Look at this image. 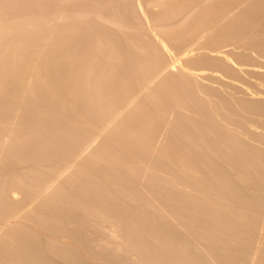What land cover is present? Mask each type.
Instances as JSON below:
<instances>
[{
	"label": "rangeland",
	"instance_id": "obj_1",
	"mask_svg": "<svg viewBox=\"0 0 264 264\" xmlns=\"http://www.w3.org/2000/svg\"><path fill=\"white\" fill-rule=\"evenodd\" d=\"M37 3H39V4H37ZM14 4L12 1H9V0H4V1L0 0V41L2 43L3 41L5 42L8 39H10L9 41L15 40L18 43V44L16 43L17 48L23 49V52H22L23 56L27 55L28 53H33V51L35 52V49L38 51L40 50L39 52L42 51V55H40V56L43 58L46 56L48 57V59L46 57V59L48 60L47 61L48 67L46 68V70L48 72L45 69L43 70V71H45V72H43L44 74L47 73L46 78L44 80L47 79L48 81L47 80L46 81L48 82V84L40 81L39 87L41 84L42 85L44 84L45 86L43 85V90H42V89H40V88H42V85L40 88L38 87V85H36L37 91L38 90H41V91L45 90L46 91V90H49L50 88H53L52 91H55V89H56L55 92H56V95L58 97H55V99H53L54 97L53 98H46L47 97L46 95H45V97H43L44 94L43 95L40 94V96L38 97V95H39L38 94V95H36L37 98H33V97H31L30 94L28 95V93L21 97V95H20L21 89L19 87H17V84H16L17 81L16 80L18 79L17 75L23 70V66H22L23 64H21L20 59L15 60L16 63L15 62L14 63L16 64V66L14 63L13 64L10 63L12 60L7 61V59L9 57H7L6 54L8 52L4 53V57H6V58H4L2 56L3 58L1 57V59H0V89H2L4 91H12L14 89L13 87H15L16 89H14L13 91L16 93V95H18V96L15 95L16 96V97H14L15 99L18 100V98L19 99L23 98L24 101L25 102L27 101L28 103L32 102V101H36V102H40V104H42V105L50 106V108L52 109L51 113H53V114H51L49 111L47 114H49L50 116L44 117L45 119H43V120H45V121L50 120L51 118H54V117L61 118L62 114H66V115H68V117H69V115L70 116L72 115V117L77 120L78 125L81 127L80 131H82V133H80V131H79L80 135H78L77 132H76L77 135L75 133H71V135L70 134L66 135V137H67L66 141L68 142V144L69 143L73 144L74 142H75V144L79 143V145H77V146H79V150L84 146L83 152H85L87 154L88 152H91L94 149V146L98 147L102 143H104V140H105L106 146H109V145L110 146H119L120 144H118V145H116V144L114 145L113 143L107 144V141L114 139L116 137H119V136H124L126 138V140H128V138L130 137L129 138L130 143L128 145L124 144V146L125 145L126 146H137V147L139 146L138 148H141L142 146H144L145 147L144 150H147V147L149 149H150V147H151V149H155L158 147V145H159V147H161L163 145L162 147H164V146L168 147L167 148L168 150L166 149L168 151V154H169V152H173L171 150H174L175 152L179 151V145H181L182 143L181 144L178 143L179 140H178V142L176 140L174 143V138H173L174 136H177V133L180 130L179 122L181 120H182L181 121L182 123L187 121L185 123H187V125H190L191 123L188 124L189 123L188 121H190V122H192V125H194V124L197 126L199 125V127H201L203 124V122L201 121L202 120L201 115L203 113L201 115H199L200 114V112H199L200 107L197 104L199 101L201 102V100H202L200 98V96H201L202 98L205 97V99H208V101L204 99L205 101L203 100V102H201L202 107L208 105V103L211 102V104L209 103L210 105H208V107H205V108H207L208 110L211 108L210 111L215 112V116H213L214 114L211 113L212 116L215 117V118H213V117L212 118H213V120L216 121V123L219 122L221 124V128L226 130V128L228 127L229 129L228 128L227 129L229 131L228 130H226V131L230 132V130H231V133L232 132L233 133L238 132L236 137L238 135L240 136V137L238 136L240 139V142L241 143L246 142L245 144H247L248 146L251 145V146H249L251 149L248 147L249 148V149L247 148L248 150L253 149V151H255V150H257V146H259V145H261V147L264 148V136H263L264 135V129H262V128H264L263 127L264 126V115H263L264 110H260L261 108L264 109V106H263L264 105V69H263L264 68V48H263L264 47V16H263L264 15V0H199V1L198 0H44V1L26 0V1H18V2L14 1ZM16 4H18V5L16 6ZM148 8H150V10ZM230 15H233V16H230ZM260 15H261V17H260ZM144 17H145V19H144ZM248 19H249V21H248ZM196 21H197V23H196ZM159 22H161V23H159ZM206 23L209 25L208 27L206 26L207 25ZM158 27L159 28L163 27L162 28L163 30H160ZM4 29H6V30H4ZM200 30H201V33H200ZM151 31H153V32H151ZM118 32H119V34H118ZM125 32H126V35H125ZM204 32H205V34H204ZM160 33H162V34H160ZM173 33H174V35H173ZM152 36H153V38H151ZM179 36H181L182 38ZM128 37L131 40L128 39ZM192 37H194V38H192ZM201 38H202V40H201ZM131 41H133V42H131ZM194 41L195 42L197 41V43H195ZM175 42H177V43H175ZM1 43H0V46L2 45ZM129 43L130 44L132 43V44L130 45ZM3 44L5 46V43H3ZM73 45H76L77 51H73L74 47H75V46L73 47ZM237 45H240V46H237ZM127 46H129L130 48ZM205 46H207V47H205ZM67 47H69V48H67ZM169 47H171V48H169ZM0 49H2V46ZM186 49H187V51H185ZM70 50L72 51L71 53H70ZM108 50L110 53L108 52ZM17 51H19V49ZM213 51H214V53H213ZM74 52L76 54H74ZM88 52H90V53H88ZM125 54H126V56H125ZM131 54H132V56H131ZM44 55H46V56H44ZM93 55H94V57L96 56L95 58L97 60L93 57ZM135 55H137V56H135ZM203 55L204 56L206 55V56L204 57ZM222 55H224V56H222ZM232 55H234V56H232ZM131 57L132 58L134 57V59H132ZM228 57H230V58H228ZM43 58H41V59H43ZM53 58H56L55 60H57L56 61L57 63H55V60ZM92 58L95 60H93ZM128 58H130V60ZM203 58H205V59H203ZM89 59H91V61L92 62L94 61V62L93 63L91 61H89V63L87 62L88 65L92 63V66L89 65L87 67V64H85V63H86V60L88 61ZM131 59H132V61H131ZM135 59H136V61H135ZM202 59L205 61V63ZM7 62H9L8 63L9 65L7 64ZM63 62H65V63H63ZM3 63H4V65H2ZM104 63H105V65H104ZM130 63H131V65H130ZM83 65H84V67H83ZM3 66H5V67H3ZM232 66H234V67H232ZM1 67H2V69H1ZM6 67H7V69H6ZM74 67H75V69H74ZM97 67H98V69H97ZM260 68H262V69H260ZM89 69L90 70L92 69V70L90 71ZM101 69H102V71H101ZM189 69H191L192 71ZM238 69H239V71H238ZM75 70L78 72H76ZM103 70H105V71H103ZM10 71L13 72V74L10 73ZM63 71L64 72L66 71L65 73H68V74L70 73V74L67 76V74L62 73ZM131 71H133V73H131ZM5 72H7L8 75ZM75 72H76V74H75ZM252 72H253V74H252ZM49 73H50V75H49ZM180 73H181V75L184 74V76H186V78L189 81L188 83H187V79L186 78L184 79V76L183 75L181 76ZM4 74H6V75H4ZM89 74H91V75H89ZM65 75H66V78L65 77L62 78V76H65ZM201 75H203V76L205 75L204 76L205 78L203 77V80L200 78V77H202ZM85 76H90L89 80H87L88 77L86 78ZM194 76L196 79L194 78ZM251 76H253V79ZM49 77H51L52 81H50L51 79ZM197 77L199 79L198 80L199 83L196 82ZM211 77H212V79H211ZM85 78H86V81H85ZM99 78H101V79H99ZM140 78H142V79H140ZM172 78H173V80H172ZM90 79H92L93 82H94V80H96V82H97L98 79L102 80L104 82L103 85L105 87L102 90L103 92L102 91L100 92L101 95H100V93H94V92L88 90L89 88H92V84H93L92 81H90ZM179 79H180V81H179ZM191 79H194V80H191ZM150 80H151V82H153V81L154 82L151 84V83H149ZM1 81H2V83H1ZM9 81L11 82L12 85H10ZM55 81H57V82H55ZM184 81L186 82V85H185ZM206 81H209V82H206ZM51 82L53 83V85H51L52 84ZM174 82H176V83H174ZM191 82H194V83H191ZM210 82H212L211 83L212 85L211 84H209V85L205 84V83H210ZM147 83H149V85H147ZM195 84H196V86H195ZM201 84H203L202 85L203 88L201 87ZM49 85L53 86V87H50ZM46 86H49V88ZM247 86H249V87L252 86V87L249 88ZM44 87H46V88L44 89ZM11 88H13V89H11ZM148 88H150V90H151L150 93L148 92V91H150V90H148ZM151 88H153V89H151ZM155 88H156V90H154ZM181 89H183L182 90L183 92L185 91L184 92L185 94L182 93ZM185 89L186 90L189 89L187 93H186ZM237 89H239V90H237ZM242 89L245 91V93ZM17 90H19L18 91L19 93L17 92ZM152 90L158 92L157 93L158 96H157V94H156L157 97L155 96L156 98L154 97L153 94H151ZM192 90H194V92L196 90V93H194V92L191 93ZM88 91H89V93H88ZM154 91H153V93L155 94L156 92H154ZM176 91H177V93L179 92V94H178L179 97L177 96L179 99H180V94L183 96V97L181 96L183 98V101L181 99L178 100L175 97ZM226 91L227 92L229 91V92L227 93ZM248 91H250V92H248ZM0 92H2V91L0 90ZM126 92H127V95H126ZM168 93L170 95H172V94H175V95L170 97V95ZM132 94H134V95H132ZM150 94L155 99H152ZM189 94L191 95L190 97L193 100L197 101L196 102L197 105L194 102L192 103L193 100L189 101L190 103L188 101L185 102L186 99L190 100V98H187L188 97L187 95H189ZM232 94L234 96H232ZM237 94H239V95H237ZM242 94H244V95H242ZM245 94H247V95H245ZM103 95L105 98H103ZM196 95L198 98L194 99V98H196ZM206 95H207V97H206ZM2 96L3 97H0V117L7 115V116H9L8 119L15 121V122L11 123L10 125L14 127V128L11 127L13 132H15V130H18L19 133H17L18 134V136H17L15 134H13V132H9L10 129L5 128L7 126L0 124V156H1L0 157V167H2L1 168L2 172L0 170V172H1L0 174H3V172L8 173L14 167L18 168L19 166L20 167L25 166V164L33 161V160L29 161V158H31L32 156L28 152L25 151L27 149H23V147H25V146L26 147L28 146V148H29V146H30L29 143H31L32 139L34 141V143H32V144L40 145V140L47 138L49 136L50 137L48 139L53 137V135H51L47 131L46 128H39L40 129L39 132L28 133V131H30V129H28V128L24 129L23 126L21 125V122L23 121L24 117H27V115H28V114L26 115L27 109L24 110L23 109L24 107H22V106L20 107L19 106L20 102L17 103V105H16V102L13 103V105H14V108H13V105H11L10 103L8 104V102L6 100V99H9L8 101H10L11 96L10 97H8V96L6 97V95H2ZM164 96H168V98L167 97L165 98ZM241 96H242V98H241ZM244 96H245V98L247 97L246 98L247 100L245 98H243ZM115 97H117V98H115ZM235 97L238 100L241 98V101L243 100L242 103H241V101H237L235 99ZM1 98L5 101H3ZM173 98H175V99H173ZM184 98H185V100H184ZM223 99L224 100L227 99V101H224ZM251 99H253L256 103L254 104L253 103L254 101ZM220 100L222 101V104H221ZM153 101H155V102H153ZM230 101H231V104H230ZM234 101H236V103ZM136 102H137V104H136ZM200 102H199V104H200ZM225 102H227V103H225ZM246 102L247 103L249 102L250 105H249V103L247 105ZM164 103H165V105H164ZM243 103L245 106L243 105ZM252 103L254 104L253 106H252ZM157 105H159L161 108L160 113L156 112V111H159L158 110L159 107H158V109L157 108L155 109V107H157ZM224 106H225V108H223ZM260 106H261V108H260ZM162 107H163V110H162ZM190 107H191V109H189ZM197 107L199 109H197ZM230 107H232V108H230ZM233 107H235V108H233ZM237 107H239V108H237ZM226 108H229V109H227V112L225 110ZM55 109H57V112H54ZM63 109H64V112H63ZM186 109H188V110H186ZM221 109H222V111L224 110L223 113H222V111L220 112ZM233 109H235V111H233ZM255 109H257L258 111ZM154 110H155V112H154ZM202 110H204V109L202 108ZM162 111H163V113H162ZM201 112H204V111H201ZM255 112H256V115H255ZM176 114H177V117H176ZM179 114H180V116H179ZM211 114L209 113L210 116H211ZM220 114H222V115H220ZM112 115H114L113 116L114 120L112 119ZM122 115H124V116H122ZM172 115L173 116L175 115L174 118H172L173 117ZM183 115L187 116V117H184ZM178 116L181 117L182 119H180ZM188 116H190L189 118H192L193 121H192V119L188 120L187 119ZM253 116L255 117V121H253L254 120ZM229 117H230V119H229ZM237 117H238V119H236ZM163 118H165L166 120ZM177 118H178V120H177ZM216 118H219V119L216 120ZM222 118H224V119H222ZM261 118L263 119V122L261 121L262 120ZM161 119L163 120V122ZM195 119H198V120L195 121ZM231 119L236 125L231 121ZM242 119L243 120L245 119V120L243 121ZM256 119H257V121H256ZM241 120H242V122H241ZM222 121H224V122L226 121V124ZM146 122H148V123L146 124ZM227 122H230V124H232V125L227 124ZM239 122H240V124H239ZM120 123H121V125H120ZM166 123L169 126H167ZM249 123H250V125H249ZM261 123H263V124H261ZM149 124H151V125H149ZM220 124H218V125L220 126ZM245 124H247L248 126L245 127L246 126ZM182 125H183L182 127H184V124H182ZM241 125L242 126L245 125V126L241 127ZM231 126H234V127H231ZM94 127H96V128H94ZM126 127H128L130 130L132 129V131H134V132L130 131ZM137 127H139V128H137ZM151 127H152V129H151ZM178 127H179V130H177ZM182 127H181V130H182ZM190 127H191V125L188 128H190ZM238 127H241L243 129L238 128ZM161 128H163V129H161ZM169 128H170V130H169ZM188 128L186 127L185 129H188ZM230 128H232V129H230ZM247 128H248V130H246ZM150 129H151V131H150ZM185 129H184V131H185ZM101 130H103V131L101 132ZM147 130H149V131H147ZM157 130H159V131H157ZM251 130H253V131H251ZM260 130H262V131H260ZM23 131H26L27 134L22 136L21 132H23ZM93 131H96L97 133L93 132ZM142 131L143 132L145 131V132L142 133ZM162 131H163V133H162ZM166 131L168 134L166 133ZM189 131L193 132V130H189ZM189 131H187V132H189ZM243 131H246V134ZM247 131H248V133H247ZM175 132H176V135H175ZM195 132L196 131L194 130V132L191 134H195ZM241 132H243V133H241ZM255 132L258 135L255 136V134H254ZM257 132H259V133H257ZM134 133H136V134H134ZM171 133H172V136L170 135ZM173 133H174V136H173ZM183 133L185 135L181 134V132L178 133V136L175 137V139L181 138V140H184L183 138H185V136H187L186 135L187 133H185V132H183ZM252 133H253V135H252ZM261 133H263V135ZM81 134H82V138H81ZM83 134H84V136H83ZM111 134H113V135H111ZM180 134L183 135V137ZM205 135L208 136V133H205L203 136H205ZM88 136L92 137V138L89 139ZM153 136L157 139H154ZM163 136H165V137L163 138ZM191 136L192 137H189V138H191L193 140L191 142L192 145H194V143L197 144L196 140H194V138H193L196 135H194V136L191 135ZM258 136H259V139H258ZM98 137H100V138H98ZM209 137L210 136H208V138ZM14 138H16V139H14ZM137 138L140 139L141 142ZM187 138H188V136H187ZM241 138H243V139H241ZM12 139H13V141H12ZM36 140H39V142H36ZM54 140H57V139H54ZM131 140H133V141H131ZM14 141H15V143H13ZM144 141H145V143H146V141H149V142L151 141L150 142L151 145L149 146V143H147V145H145ZM247 141H249V142L247 143ZM154 142L156 143V145L153 146L152 143L155 144ZM251 142H252V144H249ZM135 143H138V144H135ZM142 143H144V144H142ZM176 143L178 145H176ZM12 144H14V146L18 147V148L22 147L21 149H23L25 152H22V153H21V151L9 152L7 149L10 146H13ZM72 144H71V146L74 145V144L73 145ZM173 144H174V146H173ZM199 144H202V143H199ZM81 145H83V146L81 147ZM85 145H86V147H85ZM121 145L123 146V144H121ZM168 145H170V146H168ZM192 145H190V146H192ZM46 146H50V144H48ZM88 146H89V149L87 148ZM101 146H105V144L104 145L102 144ZM175 146L176 147L178 146V148H175ZM36 147L42 148L40 146H36ZM226 147L227 146H225V147L221 146V148H216V151L222 150L225 152V150H227ZM259 147H258V151L263 150L262 153L264 154V149L263 148L260 149L261 147L260 148ZM85 148L88 149V151H86ZM223 148H224V150H223ZM158 149H160V148H158ZM75 150H77V149H75ZM112 150H113V148H112ZM142 150H143V148H142ZM115 151L117 152L118 150H115ZM120 151L121 150H119L118 152L121 153ZM125 151L126 150L123 151L124 152L123 154H125ZM214 151H215V149H214ZM228 151L229 150H227V152ZM79 152H81V151H79ZM77 154H81V153H77ZM206 155H207V153H206ZM213 156H214V159H216L215 155H213ZM213 156L211 155V157H213ZM68 158H70V156ZM101 162L105 163L106 161L101 160ZM22 164H24V165H22ZM136 167L132 168L131 171L128 168L127 172H130V174L132 173L131 175H133L134 173H137V175L136 174L135 175L141 177V178L137 177V179L138 178L142 179V180L144 179V181L148 180L149 175L147 176V172H146L147 170L146 171L144 170L145 167L140 166L141 168H143V171H145V172H143V177L141 176L142 169L139 167L141 169V171H140V169L138 167H137L138 168L137 169ZM10 168H12V169H10ZM138 170L141 172V174L138 173L139 172ZM128 175H129V173H128ZM193 175H194V173H193ZM194 176H196L197 179H199L197 175H194ZM188 178L189 177H187L186 179H188ZM191 178L192 177H190V179ZM50 180L52 181V179H50ZM142 180H140V181H142ZM182 180H184V179H182ZM182 180L181 179L175 180L176 182L173 185L178 184L179 182L177 183V181H180L181 184H183L184 182L182 183ZM189 181L194 182V179H191ZM189 183L190 182H188V185L190 186L191 183L190 184ZM11 184H14L16 186L17 183L16 182L10 183V184L8 183L7 187H9V188H8V190H7V188H5V189L7 190V192L9 194L13 193L12 195H14L15 201L18 198V201H16V203L17 204L19 203L18 205H19V207H21V210L19 208V211L22 212V209H23L22 206H24L23 204L26 203L24 206V209H26L27 212H30V214H31L32 208H33L32 212L34 211V213L35 212L36 213H39V212L42 213L43 211L45 212V210H42L44 208L41 207L40 202H37L34 199L32 200V198L30 200L26 197V196H28L27 195L28 193H25L26 191H23L24 188L22 189V188H19V186L15 187L13 185V189H14L13 190L11 188L12 187ZM179 184H178V187H180V188L182 186H183L182 188H184V187L186 188V186L188 187L186 182L182 186H180L181 184L180 185ZM192 185H194V183ZM5 187H6V185H5ZM192 187H194V186H192ZM11 189L14 192L13 191H12V193L9 192V191H11ZM15 189H16V191H15ZM189 189H193V188H189ZM24 194H26V196ZM184 197L187 198L188 194L184 195ZM11 198H12V196H11ZM14 198L11 199L12 205H16V203L13 202ZM29 198H30V195H29ZM181 198H183V197H181ZM181 198L178 199V197H177V199H175L176 200L175 202H180ZM162 199H163V201H162ZM160 200H161V202H160ZM177 200H179V201H177ZM181 200L183 201V199H181ZM154 201L157 203L160 202L159 207H161L160 204H162L164 202V198H163V196H161L160 199L159 198L157 199V197L154 196ZM18 205H16V206H18ZM177 205H178V203H177ZM27 207L28 208L30 207V209H29L30 211L27 210ZM161 208H163V205ZM178 208H179V206H178ZM171 210L169 207L164 206V208L161 212L166 215V213L168 214V213L173 211V210L172 211ZM26 211L23 210V212H26ZM173 213H175V212L173 211ZM171 214L170 215L168 214L169 218L173 215V214L172 215ZM174 215L176 216V214H174ZM196 215H195V217H196ZM198 216H199V213H198L197 217ZM174 217H171V220L177 219V216L175 217L176 219ZM259 218L261 220L259 219V224L256 226V228L258 227L261 231L257 228L256 234L260 232L258 235H256L257 238L255 237V239L252 238V240H249L251 242V243L249 242L251 244V248L253 249V250H251V252H253V253L250 256V251H249V253L245 252V253H247L246 257H245V255H242V257L244 256L245 259L241 258V259H243V261H245L247 259L249 261V263L247 260L245 262L241 263L242 260H240L239 261L240 263H238V261H237V262H234V264L235 263L236 264H245L246 262H247L246 264H264V254L262 252V251H264L263 250L264 249L263 248L264 247V244H263L264 243V238H263L264 237V235H263L264 234V231H263V229H264V226H263L264 225V220H263L264 216L262 215V217H261V215H260ZM178 220L179 219H177L173 223H176V222L179 223L180 220L179 221ZM260 222H262L261 225H260ZM25 223L26 224L22 225V226H24L22 228L24 229L26 226H28V228H26L27 230L32 228L31 229L32 231L30 232L31 234L33 233V231L34 232L36 231L35 233H37V234H40V233L45 234L46 233L48 236L55 238V243L57 245L53 243L51 248L50 249L48 248L49 252L51 250V254L54 252L53 250H55V252H56L57 250H60L63 248L66 249L67 247H69V248H67V250H69V251L71 250V254H72V251H73L72 249L74 247L75 251H77V249H78L77 252L80 251V254L82 252L83 255L81 254V256H83V258H85L83 260V261H85V263L91 264L92 263L91 261L95 260V263L93 261L92 264H96V263L97 264H113L115 261L116 262L114 264H117L118 262H120L119 264H121V263L125 264V263H123V262H125V260L121 261L124 258L123 259L122 258H116L115 254H113V251H111L113 249H115V251H116V249H118V247H120V246H122V248H124V245H123V243H122V245H120V241H118V244L115 242V240L120 239V237L117 238L118 235L116 236V232L114 231V229H112L109 226H108L109 228L107 227V229H108L107 233L110 231L108 234L109 236H107V235L106 236L109 237L108 238L109 242L112 241V240L110 241V239L114 240L115 245H112V246H111V243L113 241L111 243H109L107 241V238H105L104 234L102 235L100 233L95 232V234H96V235L94 234L95 239H94L93 234L90 235L89 231L91 233L93 231L98 232V227H96V228L92 227L94 229H92L90 227L89 231H88L89 227L88 228L85 227V229L87 228V232H86V230L84 232L83 227H81L82 229L79 227L81 229V232L83 230L84 233H87V235L90 236V242H88L87 241L88 239H86V237H88V236L84 237V234H83L82 237H79V236H81L80 235L81 233L75 235L80 240L77 238H74L73 237L74 235L72 236V238L70 237V235H67L68 237L66 236V233H68V231L72 232L73 234H76V232L78 233L79 232V231H77L78 227L76 230H75L76 227L71 228L69 226H68L69 228L67 226L64 228H60L63 232H65V230H66L65 228H68L67 231L64 233L65 235L63 234L65 237H63L62 236L63 232L61 233V231H60L61 235L53 236L47 232V229H46V231L43 230V229H45V227L40 226L41 227L40 228L36 223L33 224V222H31V221L29 222L28 220H25ZM27 223H29V224L27 225ZM178 225H179L178 228L183 227V229H184V227H185V225H182L180 223ZM63 229H65V230H63ZM184 230H187L186 232H188L189 229L185 228ZM13 231H15V230H13ZM58 231H54V233H56V232L59 233ZM16 232H17V230L14 233V237L17 236L15 238H18V240H19L22 235L19 236V234H21V233H18V235H17ZM208 232L211 233L213 231L208 230ZM261 232L263 234H261ZM11 233L13 234V232H11ZM110 233L112 235H115L117 239L114 236H113V238H110L111 237ZM189 234L190 235H188V237L189 236L191 237V235H192L191 238L189 237L190 241H191L190 246L193 247L195 250L197 249V246H198L199 249H197V250H199L200 252H203L200 248V245L202 244L201 245L202 249H204L206 251V249L208 247L206 244L207 241L205 242V240H204L202 242L201 241L202 239H200L199 242H197L195 240H197L199 238H197L196 236L191 234L190 230H189ZM211 234H216L215 236H217L216 232L211 233ZM99 236H100V238H99ZM12 237H13V235H12ZM193 237H195L196 239L194 238L195 239L194 240ZM69 238H71V239H69ZM81 238H83V239H81ZM259 238H261V239L259 240ZM93 239L96 242H94ZM104 239L107 241V243H105L106 241ZM12 240H16V239L13 238ZM100 240H103V241L101 242ZM258 240H259V243H257ZM56 241L57 242L59 241L58 242L59 244ZM85 241L89 243L88 244L89 246L92 244V246H94L95 248L91 247L92 248L91 249L90 247L85 245V244H87ZM91 241H93V242L91 243ZM97 241H99V242H97ZM65 242H67V243H65ZM60 243H63V244L65 243L66 246L61 245ZM93 243H95V245ZM102 243H105L106 245L102 244ZM192 243H193V245H192ZM197 243H200V244H197ZM203 243L207 246V247H205L206 249L203 248L205 246V245H203ZM75 244H76V246H74ZM82 244L84 245V248H83ZM101 244H102V249L100 247ZM107 244H109L111 248L116 247L117 245H119V246H117L116 248H112L111 250H108L109 247H107L108 246ZM195 244H196V246H195ZM24 246H23V248H24ZM54 246H56V247H54ZM85 247L89 248L88 249L89 252H91L93 254V258H94L93 260H92L91 253H89L87 248H85ZM104 247H105V249H107V248L108 249L105 250ZM237 247H238V245L235 248H237ZM96 248H99L100 252L102 251L103 255ZM104 250L107 252V254ZM119 250L121 251V249H119ZM119 250H117V251H119ZM126 250L125 251L123 250L124 253L122 251L121 252L119 251V252L123 253L124 256L125 255L127 256ZM66 251L60 253L61 258L59 257V255L57 256L61 260L60 261L57 258V260H59L58 261L59 263L60 262L62 263V261H63V264H65V262L67 263V259L69 257H70V259H68L69 261L67 264H69L73 261L72 260V258H74V256L72 257L73 254L70 256V252L67 251V255H66ZM96 251L100 253V255H98L99 258L97 256L98 260L96 258V255L94 256L95 253H93ZM110 251L112 252L113 255L111 254ZM131 251H129V252H131ZM133 251L130 253L131 256H127L126 261L128 262V264L130 263V261L132 264L134 262H135V264L136 263L138 264L137 261H139L141 264V262H143V260H140L136 256H132ZM210 251L211 250H207L206 253L207 252L212 253ZM258 251H259V253H261V252L262 253L259 254ZM129 252H128V254H129ZM73 253L76 254L75 252H73ZM84 253H86V254H84ZM63 255H65L64 258L62 257ZM84 255H85V257H84ZM133 255H134V253H133ZM135 255H137V254H135ZM24 256L26 259L24 258ZM110 256H113V257L115 256V257L113 259V257H110ZM209 256H210L211 260L209 258H206V260L209 259L208 260L209 262H212L213 264H217V261L215 260V258H213L212 254L211 255L209 254ZM33 257L34 258L39 257L38 259H40L39 261H41V259L45 260L46 257H48V256L45 257V254H44V257H42L41 254H38V256H36V257L35 256L29 257L26 255H23V259L25 261H27L28 258H30L31 261H34V259L32 260ZM100 257L103 258L102 261L100 260L101 259ZM131 257H133L134 259ZM43 258H45V259H43ZM129 258H130V260H129ZM135 258H138L139 260L136 261ZM236 258H238V256ZM256 258H258V259H256ZM86 259H88L91 263H89L88 261L86 262ZM132 259L134 262L132 261ZM64 260H66V261H64ZM106 260H107V262H106ZM127 262H126V264H127ZM142 264H149V263H145V261H144ZM231 264H233V263H231Z\"/></svg>",
	"mask_w": 264,
	"mask_h": 264
},
{
	"label": "bare ground",
	"instance_id": "obj_2",
	"mask_svg": "<svg viewBox=\"0 0 264 264\" xmlns=\"http://www.w3.org/2000/svg\"><path fill=\"white\" fill-rule=\"evenodd\" d=\"M2 1H4V0H2ZM9 1H12L13 4H14V1L18 2V1H26V0H9ZM40 1H44V0H40ZM37 4H39V3H37ZM17 5L18 4H16V6ZM148 9L150 10V8H148ZM230 16H233V15H230ZM260 17H261V15H260ZM144 19H145V17H144ZM248 21H249V19H248ZM159 23H161V22H159ZM196 23H197V21H196ZM206 26L208 27L209 25L207 24ZM162 28H159V29L163 30ZM4 30H6V29H4ZM151 32H153V31H151ZM200 33H201V30H200ZM118 34H119V32H118ZM160 34H162V33H160ZM204 34H205V32H204ZM125 35H126V32H125ZM173 35H174V33H173ZM179 37H181V36H179ZM151 38H153V36ZM192 38H194V37H192ZM128 39H130V38L128 37ZM9 40L10 39L6 40L7 42L3 41L2 43L0 41V43L2 44L1 45L2 49H0V59H1L2 56L4 57V53L5 52L6 53L8 52L6 54L7 57H9L7 59V61L8 60H12L11 62L10 61L9 62L13 64L16 59H20L21 64H23L22 65L23 66V70L21 69L22 71L18 75L16 74L18 79L17 80L15 79L17 81L16 82L17 87H19L21 89L20 90L21 97L23 95L27 94V93H28V95L30 94L31 97H33V98H37L36 95H38V94H39L38 97L40 96V94H42V95L44 94L43 97H45V95H46L47 96L46 98H53L54 97L53 99H55V97H58L56 95V92H55L56 89H55V91H52L53 88H50L49 90H46V91L45 90L44 91H41V90L37 91V86L36 85H38V87H39L40 81L48 84V82H47L48 80L47 79H46L47 81L44 80L46 78L47 73L46 74L43 73V72H45L43 70L44 69L46 70V68L48 67V62H47L48 61L47 60L48 57L46 55H44V56H46L47 59H46V57H44V58L41 57L40 55H42V51L39 52L40 50L38 51L36 49H35V52L33 51V53H28L27 55L23 56L22 55L23 49L22 48H17V44L18 43L15 40H13V39H12L13 41H9ZM201 40H202V38H201ZM133 41H131V42H133ZM3 43H5V46H4ZM175 43H177V42H175ZM195 43H197V41ZM1 46H0V48H1ZM237 46H240V45H237ZM73 47H74L73 51H77L76 50V48H77L76 45H73ZM127 47H129V46H127ZM171 47H169V48H171ZM205 47H207V46H205ZM67 48H69V47H67ZM18 49H19V51H17ZM71 50H70V53L72 52ZM185 51H187V49ZM108 52H109V50H108ZM88 53H90V52H88ZM213 53H214V51H213ZM74 54H76V53L74 52ZM125 56H126V54H125ZM131 56H132V54H131ZM135 56H137V55H135ZM222 56H224V55H222ZM232 56H234V55H232ZM93 57H94V55H93ZM4 58H6V57H4ZM41 58H43V59H41ZM228 58H230V57H228ZM53 59L55 60L56 58H53ZM95 59H93V60H95ZM128 59L130 60V58H128ZM132 59H134V57ZM132 59H131V61H132ZM203 59H205V58H203ZM56 61L57 60H55V63H57ZM89 61H91V59H89L88 61L86 60V63L85 62L84 63L87 64V62L89 63ZM135 61H136V59H135ZM9 62H7V64ZM63 63H65V62H63ZM92 63L89 64V65L92 66ZM204 63H205V61H204ZM2 65H4V63ZM89 65L87 64V67ZM104 65H105V63H104ZM130 65H131V63H130ZM15 66H16V64H15ZM3 67H5V66H3ZM83 67H84V65H83ZM232 67H234V66H232ZM1 69H2V67H1ZM6 69H7V67H6ZM74 69H75V67H74ZM97 69H98V67H97ZM260 69H262V68H260ZM189 70H191V69H189ZM101 71H102V69H101ZM103 71H105V70H103ZM238 71H239V69H238ZM65 72L63 71L62 73H65ZM76 72H78V71H76ZM76 72H75V74H76ZM5 73H7V72H5ZM10 73L13 74V72H11V71H10ZM131 73H133V71H131ZM65 74H67V76H68L70 73L69 74L65 73ZM252 74H253V72H252ZM4 75H6V74H4ZM7 75H8V73H7ZM49 75H50V73H49ZM89 75H91V74H89ZM180 75H181V73H180ZM182 75L184 76V74H182ZM201 76L202 77H200V78L203 80V77L205 75L204 76L201 75ZM63 77L66 78V75L62 76V78ZM85 77L86 78L88 77L87 80H89V78H90V76H85ZM251 77L253 79V76H251ZM49 78L51 79V77H49ZM86 78H85V81H86ZM185 78H186V76H184V79ZM194 78H195V76H194ZM99 79H101V78H99ZM99 79L97 80V82L94 79H93L94 82L92 81V79H90V81H92L93 84L91 83L92 84V88H89L88 89L89 91H92L94 93H100L103 90V88L105 87L103 85L104 82L102 80H99ZM140 79H142V78H140ZM211 79H212V77H211ZM172 80H173V78H172ZM191 80H194V79H191ZM198 80L199 79L197 77V81L196 82H198ZM50 81H52V79ZM179 81H180V79H179ZM55 82H57V81H55ZM153 82H151V80H150L149 83L152 84ZM188 82L189 81L187 79V83ZM206 82H209V81H206ZM1 83H2V81H1ZM149 83H147V85H149ZM174 83H176V82H174ZM191 83H194V82H191ZM211 83L212 82L205 83V84L209 85ZM10 85H12L11 82H10ZM41 85H40V87H41ZM43 85H42V88L39 87L42 90H43ZM51 85H53V83ZM185 85H186V82H185ZM202 85L203 84H201V87L203 88ZM49 86H46V87L49 88ZM195 86H196V84H195ZM46 87H44V89ZM50 87H53V86H50ZM247 87H249V86H247ZM251 87H249V88H251ZM13 88L16 89L15 87H13ZM13 88H11V89H13ZM153 88H151V89H153ZM0 90L2 91V92H0V95H1L0 97H3L2 95H6V97L7 96L8 97L11 96L10 97V101H8L9 99H6L8 104L10 103L11 105H13V103L16 102V105H17V103L20 102L19 106L20 107L21 106L24 107L23 108L24 110L27 109L26 115L27 114L28 115H27V117H24L23 121L21 122V125L23 126L24 129L25 128L30 129V131H28V133H30V132H34V133L35 132H39L40 131L39 128H46L47 131L51 135H53V137H52L53 139L52 138L48 139L50 137L49 136L47 138H44V139L40 140V145L32 144V143H34V141L32 139L31 143H29V145H30L29 148H28V146L27 147L26 146L23 147V149H27L25 151L28 152L32 156L31 157L32 159L29 158V161L33 160L32 162L25 164V166H21V167L19 166L18 168H15V167L13 169L10 168V169H12L10 172H8V173L7 172H3V174H0V233H1L0 234V264H63V261H62V263L58 262L60 260V258H61L60 257V253L61 252H65L67 250V248H69V247H67L66 249H64V248L60 249L59 248L60 250H57L56 252H55V250H53L54 252L51 254V250L49 252V249L51 248L53 243L56 244L55 243V238L48 236L46 233L45 234H41V233L37 234V233H35L36 231L35 232L33 231V233L31 234L30 232L32 231L31 230L32 228H30L28 230L26 229V228H28V226H26L24 229L22 228V227H24L22 225L26 224L25 220H28L29 222L31 221V222H33V224L36 223L39 227L40 226L41 227H45V229H43V230L46 231V229H47V232L50 233L53 236L61 235L60 231H61V233L63 231L60 228H64L66 226L67 227L69 226L71 228H75L76 227L75 228V230H76L77 227H78V229H77V231H79L78 233L76 232V234H73L72 232L68 231L69 234L66 233V236L70 235V237L72 238V236L74 235L73 237L77 238L75 235L81 233L80 234L81 236H79V235L78 236L82 237L83 234H84V237L88 236V237H86V239H88L87 240L88 242H90V236L87 235V233H84L85 230L87 232V228L88 227H89L88 231L90 230V227L91 228L92 227H94V228L98 227V232L97 231H93L91 233L89 231L90 235L91 234L94 235L95 232L96 233H100L102 235L104 234L105 238H107V241H108L109 237H107V236H109L108 234H109L110 231L107 233V231H108L107 227L109 226L112 229H114V231L116 232V236L118 235L117 238L120 237V239H121V240L120 239L115 240V242L118 244V241H120V245H122V243H123L124 248H122V246H120V247H118V249H116V251H115V249L111 250L112 248H116L117 246H119L117 244H116L117 245L116 247H112V248L110 247L109 244H107L108 245L107 247H109V249L107 247L106 248L108 250L113 251V254H115L116 258H122V259L124 258L121 261L125 260V262H123L125 264L127 262L126 261L127 256H131L130 253L133 250L136 253L133 251L134 255L132 253V256H136L140 260H143V262L145 261V263H149V264H213L212 262L208 261L210 259L209 254L210 255L212 254L213 258H215V260L217 261V264H231V263L234 264V262H237V261H238V263H240L239 262L240 260H242L241 263L245 262L247 259L245 261H243V259H241V258H244V256L242 257V255H245V257H246V255H247V253H249V251H250V256L253 253V252H251V250H253V249L251 248V244H250L251 242L249 240H252V238L255 239L256 235H258L260 233L259 232V233L256 234V232H257L256 230L258 228V227L256 228V226L259 224V219H260L259 216L260 215H261V217H262V215L264 216V154L262 153L263 150L262 151L261 150L258 151V147L259 146L261 147V145L257 146V150H255V151H253V149L252 150H248L250 148L249 146H251V145L248 146L247 144H245L246 142L245 143H241L240 139H239L240 136L238 135L239 137L238 136H237L238 138L236 137L238 132L237 133H235V132L233 133L232 132L233 133L232 134L231 130H230V132H228L229 131L228 127H227L228 129L226 128V130H228V131H226L225 129L221 128V124L219 122H217L218 124H220V126H219L216 123V121L213 120V118H215V117H213V116H215V112L210 111L211 108L209 110L207 108H205V107H208V105H210L211 102H209L210 104L208 103V105L202 107L201 102H203L205 97L202 98L200 96V98L202 100L199 98L201 100V102L199 100L198 101L200 102L201 105L199 104V102L197 103L199 105V107H200V111L198 110L200 112L199 115H201L203 113L201 115L202 116V120L201 121L203 122L201 127H199V125L197 126V125L194 124L196 126L195 127L194 125H192V122L188 121L189 122L188 124L191 123L190 125L192 127V128L191 127L188 128L190 125H187V123H185L187 121H185L184 123L181 122L182 120L180 121L181 123L178 121L179 125H180L179 126L180 130H179V127L177 129V130H179L178 133L181 132V134H184L183 132H185V133H187L186 135L188 136V138H187V136H185V138H183L184 140H181V138H179V137H178L179 139H177V138L175 139V137L178 136V133H177V136H174V133H173L174 143H175L176 140H177V142L179 140L178 143H180V144L182 143L181 145H179V151L175 152L174 150H171L173 152H169V154H168V151H167L168 147H166V146L162 147L163 145L161 147H159V145H158V147L155 148V149H151V147L149 149L147 147V150H144V148H145L144 146H142L141 148H138L139 146L138 147L137 146H126V145H128L130 143L129 142V138L130 137L128 138V140H126V138L124 136H119V137H116L114 139H111V140L107 141V144L108 143H110V144L113 143L114 145L115 144L116 145L120 144L119 146H110V145L106 146V143H105V140H104V143H102V144L103 145L105 144V146H101L102 144L100 146H98V147L94 146V149L92 148L93 150L91 149L92 151L88 152L86 154L85 152H83V150H84V146L83 145H81V147L82 146L83 147L79 150V146H77V145H79V143L75 144V142H74L73 143L74 145L71 143L73 145V146H71V144L70 143L68 144V142L66 141V138H67L66 135H69V134L71 135V133H75L76 134V132H77L78 135H80L79 131H80L81 127L78 125L77 120L72 117V115L71 116L69 115V117H68V115L62 114L61 118L54 117V118H51L50 120L45 121V120H43V119H45L44 117L50 116L49 114H47L49 111L51 113L52 109L50 108V106L42 105V104H40V102H36V101H32V102L28 103L27 101L25 102L23 98L19 99L18 97H17L18 98V100H17L14 97H16L18 95H16V93L13 90H12L13 92L12 91H4L2 89H0ZM148 90H150V88H148ZM154 90H156V88ZM154 90H152L151 94H153L154 97H155L158 92L154 91ZM182 90L183 89H181V91ZM188 90H186V93L188 92ZM237 90H239V89H237ZM18 91L19 90H17V92ZM89 91H88V93H89ZM153 91L156 92V93L154 94ZM148 92L150 93L151 90L148 91ZM184 92L182 91V93H184ZM193 92H194V90H192L191 93H193ZM248 92H250V91H248ZM194 93H196V90H195ZM244 93H245V91H244ZM151 94H150V96H151L152 99H155L158 96V94H157V96L154 98ZM175 94H172V95L169 94V95H170V97L175 95V97L178 100L181 99L183 101V98H182L183 96L181 94H180V99L178 98L179 97L178 96L179 92L177 93V91H176ZM190 94L187 95L188 96L187 98H190V100L186 99L185 102H187V101L189 102V101L193 100L190 97L192 94L191 95ZM100 95H101V93H100ZM104 95H103V98H105ZM126 95H127V92H126ZM132 95H134V94H132ZM237 95H239V94H237ZM242 95H244V94H242ZM245 95H247V94H245ZM232 96H234V95L232 94ZM164 97L168 98V96H164ZM206 97H207V95H206ZM115 98H117V97H115ZM197 98L198 97L196 95V98H194V99H197ZM241 98H242V96H241ZM241 98L238 100L235 97V99L237 101H241ZM243 98H245V96ZM173 99H175V98H173ZM184 100H185V98H184ZM205 100L208 101V99H205ZM221 100H220V102L222 104ZM251 100H253V99H251ZM3 101H5V100H3ZM224 101H227V99H225ZM242 101H241V103H242ZM153 102H155V101H153ZM193 102L196 104L197 101L193 100L192 103ZM234 102L236 103V101H234ZM225 103H227V102H225ZM248 103H247V105H248ZM253 103L255 104L256 102L254 101ZM253 103H252V106L254 105ZM136 104H137V102H136ZM230 104H231V101H230ZM159 105H157V107H155V109L156 108L158 109V107H159V109H158L159 111H156L158 113H160V109H161ZM164 105H165V103H164ZM243 105H244V103H243ZM249 105H250V103H249ZM13 108H14V105H13ZM202 108L204 110H202ZM223 108H225V106ZM230 108H232V107H230ZM233 108H235V107H233ZM237 108H239V107H237ZM260 108H261V106H260ZM189 109H191V107ZM197 109H199V108L197 107ZM222 109L220 110V112L222 111ZM227 109H229V108L225 109L226 112H227ZM162 110H163V107H162ZM186 110H188V109H186ZM255 110H257V109H255ZM260 110H264V109L261 108ZM201 111H204V112H201ZM223 111H222V113H223ZM233 111H235V109H233ZM54 112H57V109H55ZM63 112H64V109H63ZM154 112H155V110H154ZM208 112L210 114L212 113L214 115L212 116V114H211V116H210ZM162 113H163V111H162ZM51 114H53V113H51ZM220 115H222V114H220ZM255 115H256V112H255ZM113 116L114 115H112V119H113ZM122 116H124V115H122ZM174 116L172 118H174ZM179 116H180V114H179ZM2 117H0V124L7 126L5 128L10 129L9 132H13V130L11 128L13 126H11L10 124L15 122V121H13L11 119H8L9 116H7V115H4ZM176 117H177V114H176ZM184 117H187V116H184ZM189 117L190 116H188V118H187L188 120L192 119V118H189ZM179 118L182 119L181 117H179ZM163 119H165V118H163ZM218 119L219 118H216V120H218ZM222 119H224V118H222ZM229 119H230V117H229ZM236 119H238V117ZM257 119H256V121H257ZM177 120H178V118H177ZM197 120L198 119H195V121H197ZM242 120H241V122H242ZM192 121H193V119H192ZM226 121L225 122L222 121V122H224L226 124ZM231 121H232V119H231ZM253 121H255V117H254ZM261 121L263 122V119ZM162 122H163V120H162ZM230 122H227V124H230ZM147 123L148 122H146V124ZM167 123H166V125L169 126ZM182 124H184V127H182L183 126ZM239 124H240V122H239ZM261 124H263V123H261ZM120 125H121V123H120ZM149 125H151V124H149ZM230 125H232V124H230ZM245 125H244L245 127L248 126L247 124H245ZM249 125H250V123H249ZM244 126L241 125V127H244ZM181 127H182V130H181ZM186 127L189 130H193V132L195 130L196 131L195 134H191L193 132L189 131L188 129H185ZM231 127H234V126H231ZM241 127H238V128H241ZM94 128H96V127H94ZM126 128H128V127H126ZM137 128H139V127H137ZM151 129H152V127H151ZM151 129H150V131H151ZM161 129H163V128H161ZM184 129H185V131H184ZM230 129H232V128H230ZM241 129H243V128H241ZM262 129H264V128H262ZM169 130H170V128H169ZM246 130H248V128ZM17 131L18 130H15V132H13V134L18 136L17 133H19V131L18 132ZM102 131L103 130H101V132ZM130 131H132V129ZM147 131H149V130H147ZM157 131H159V130H157ZM187 131H189V132H187ZM251 131H253V130H251ZM260 131H262V130H260ZM93 132H96V131H93ZM132 132H134V131H132ZM144 132L142 131V133H144ZM243 132H245V134H246V131H243ZM243 132H241V133H243ZM80 133H82V131H80ZM162 133H163V131H162ZM166 133H167V131H166ZM189 133L191 135H193V136L196 135L193 138H194V140H196L197 144H195L193 142L194 145H192L191 142L193 140L191 138H189V137H192ZM205 133H208V136H210V137L208 138L207 135H205L206 137L203 136ZM247 133H248V131H247ZM257 133H259V132H257ZM26 134H27L26 131L21 132L22 136L26 135ZM134 134H136V133H134ZM254 134H255V136L258 135V134H256V132ZM261 134L263 135V133H261ZM111 135H113V134H111ZM170 135L172 136V133ZM175 135H176V132H175ZM252 135H253V133H252ZM83 136H84V134H83ZM181 136L183 137V135H181ZM259 136H258V139H259ZM164 137L165 136H163V138ZM81 138H82V134H81ZM90 138H92V137H89V139ZM98 138H100V137H98ZM243 138H241V139H243ZM14 139H16V138H14ZM54 139H57V140H54ZM154 139H157V138L154 137ZM138 140L140 141V139H138ZM12 141H13V139H12ZM15 141L13 143H15ZM131 141H133V140H131ZM36 142H39V140H36ZM150 142L146 141V143H145V141H144L145 145H147V143H149V146L151 145ZM248 142L249 141H247V143ZM252 142L249 143V144H252ZM144 143H142V144H144ZM199 143H202V144H199ZM48 144H50V146H46ZM121 144H123V146ZM124 144H126V145L124 146ZM135 144H138V143H135ZM189 144L192 145V146H190ZM12 145L13 146H10L7 149L9 152H17V151H21V153L25 152L23 149H21L22 147L18 148V147H15L14 144H12ZM152 145L154 146V145H156V143L155 144L152 143ZM176 145H178V144L176 143ZM36 146H40L42 148H38ZM168 146H170V145H168ZM173 146H174V144H173ZM221 146H224V147L227 146L226 149L229 150V151L228 152H227V150H225V152L222 151V150H221L222 152L218 151V150L216 151V148H221ZM85 147H86V145H85ZM87 148L89 149V146ZM112 148H113V150H112ZM142 148H143V150H142ZM158 148H160V149H158ZM175 148H178V146L177 147L175 146ZM262 148L263 147H261L260 149H262ZM75 149H77V150H75ZM88 149L85 148L86 151H88ZM123 149L126 150L125 154H123L124 153ZM214 149H215V151H214ZM115 150H118V151L121 150L120 151L121 153H119L118 151L116 152ZM223 150H224V148H223ZM79 151H81V152H79ZM77 153H81V154H77ZM206 153H207L208 156L206 155ZM211 155L212 156L215 155L216 159H214V156L211 157ZM69 156H70V158H68ZM101 160L106 161V162L105 163L101 162ZM22 165H24V164H22ZM136 166L138 168L140 166L141 167H145L144 170L145 171L147 170L146 171L147 172V176L149 175L148 176V180L144 181V179L143 180L139 179L141 177L140 176H136L137 173H134L133 175H131L132 173L130 174V172H127L128 168L131 171V169L136 167ZM1 168L2 167H0V170L2 172ZM141 169H142V174L140 172ZM141 169H140V171L138 170L139 171L138 173H140L141 176L143 177V172H145V171H143V168H141ZM128 173H129V175H128ZM193 173H194V175H197L199 179H197V177L194 176ZM137 177H139L138 178L139 180L137 179ZM187 177H189V178L186 179ZM190 177H192L191 179H194V182L189 181V180H191ZM50 179H52V181ZM178 179H181V180L184 179L185 181L182 180V183L184 182L183 184H185V182H186L187 185H188V182H190V183L192 182L191 185L194 183V185H192L194 187H192L191 185H190L191 186L190 187L188 185L189 188H193V189H189L186 185L185 186H186V188L189 191L185 187L182 188L183 184H181L180 181H177V183L179 182L181 184L180 185L178 183L180 186H182L181 188L178 187V184L173 185L176 182L175 180H178ZM140 180H142V181H140ZM48 181L49 182L51 181V182L49 183ZM14 182H16L18 184V185L16 184V186H19V188H22V189L24 188L23 191H26L25 193H28L27 194L28 196H26V194H24V195L28 199L31 200V198H32V200L34 199L37 202H40L41 207L44 208V209H42V208L41 209L45 210V212L43 211L42 213H40V212L39 213H36V212L34 213V211L32 212V209H33L32 208L31 209V214H30V212H27L26 209H24V206H25L26 203L23 204L24 206H22L23 207L22 212L19 211V208L21 210V207H19V205H18L19 203L18 204L16 203V201H18V198L15 201L14 195H12L13 194L12 191L14 190L13 189V185L14 184H11L12 185L11 188L13 190L11 189V191H9L12 194H9L7 192L8 188H9V187H7L8 183L10 184V183H14ZM5 185H6V187H5ZM172 186L173 187L175 186V187L173 188ZM5 188H7V190ZM15 191H16V189H15ZM187 194H188V197L187 198L184 197V195H187ZM29 195H30V198H29ZM11 196H12V198H14L13 202L16 203V205H18V206L11 204V202H12ZM154 196L157 197V199L158 198L160 199V197L163 196L164 202L162 204H160V206L162 207V205H163V208L165 206V207H169L170 210L172 209L175 213H173V211L171 210L172 212H170L168 214L170 215L172 213L173 215L171 214L172 215L171 217H174L175 216L174 214H176L177 219L180 220V221L178 220L179 223L182 224V225H185L184 229L185 228L189 229L191 234H193L194 236L199 238V239L195 240L196 238L193 237V239L195 238L194 239L195 241L199 242L200 239H202L201 240L202 242L204 240H205V242L207 241L206 244H207V246L209 248L204 243H203V245H205V246L203 248L207 247V249L205 248L206 251L207 250H211L210 252H212V253H209V252L206 253V251L204 249H202V246H201L202 244L200 245V248H201V250L203 252H200L199 250H197V249H199L198 246H197L196 250L193 247H191L190 246L191 245L190 238L192 237V235H191V237L189 236L190 238L188 237V235H190L189 234V230H188V232H186L187 230H184L183 227H181L182 229L178 228V226H179L178 222L173 223L174 221L177 220L175 218L176 216L174 217L176 220H174V219L171 220V217L169 218L167 213H166L167 216L165 214H163L161 212L163 210V208L159 207V203L161 202V200H160L159 203L155 202L154 201ZM177 197H178V199L183 197V198H181V199H183V201L180 199V202H175L176 201L175 199H177ZM162 201H163V199H162ZM177 201H179V200H177ZM177 203H178V205H177ZM178 206H179V208H178ZM29 209H30V207L29 208L27 207L28 211H30ZM23 210H25L26 212H23ZM198 213H199V216L197 217ZM195 215H196V217H195ZM28 224L29 223H27V225ZM261 224H262V222H260V225ZM79 227L80 228L83 227L84 232H83V230L81 232L82 228L80 229ZM85 227H87V228L85 229ZM68 228H65L66 230L65 229H63V230H65V232H66ZM94 228H92V229H94ZM13 230H15V231L17 230V232H16L17 235H18V233H21V234H19V236H21V235L22 236L20 237L19 240H18V238H15L17 236L14 237L15 231H13ZM208 230L213 231L211 233L216 232L217 236H215L216 234L209 233ZM54 231H58L59 233H57V232L54 233ZM263 231H264V229H263ZM11 232H13V234ZM65 232L62 233L63 237H65L64 236ZM261 234H263V233L261 232ZM12 235H13V237H12ZM95 235H94V239H95ZM100 236H99V238H100ZM110 236H111L110 238H113V236L116 238V236L112 235L111 233H110ZM13 238L16 239V240H12ZM71 238H69V239H71ZM83 238H81V239H83ZM77 239H79V238H77ZM94 239H93V241H94ZM260 239L261 238H259V240ZM259 240H258L257 243H259ZM93 241H91V243ZM100 241L102 242L103 240H100ZM107 241L105 243H107ZM110 241L112 243L109 242V241L108 242L111 243V246L115 245L113 239H110ZM88 242H86L87 244H85V245H87L90 248L91 247L93 248L94 246H92V244L89 246ZM94 242H96V241H94ZM97 242H99V241H97ZM65 243H67V242H65ZM65 243L64 244L60 243V244L61 245H65ZM105 243H102V244H105ZM193 243H192V245H193ZM93 244L95 245V243H93ZM102 244L100 246L101 249H102ZM197 244H200V243H197ZM22 245L24 246V248H23ZM237 245H238V247L235 248ZM74 246H76V244ZM195 246H196V244H195ZM54 247H56V246H54ZM83 248H84V245H83ZM85 248H87V247H85ZM99 248H96V249L99 250ZM74 249L75 248L73 247V249H72L73 250L72 251L73 255L71 254V250L70 251L67 250L68 252H70V256L71 255H72V257L74 256V258H72L73 261L71 263H69V264H88V263H85V261H83L85 258H83V256H81L82 252L80 254V251L77 252L78 249H77V251H75ZM88 249L89 248H87V250ZM104 249H105V247H104ZM107 249H105V250H107ZM119 249H121V251L123 253L127 249L126 250L127 251V256L126 255L124 256L123 253H120L121 251ZM117 250H119L120 252L117 251ZM67 251H66V255H67ZM97 251L93 252V253H95L94 256L96 255V258H97L98 255H100V253H102V251L100 252V250H99L100 253L97 252ZM129 251H131V252H129ZM73 252H75L76 254H74ZM88 252H89V250H88ZM128 252H129V254H128ZM245 252H247V253H245ZM262 252L264 254V251H262ZM89 253H91V252H89ZM258 253H259V251H258ZM261 253H259V254H261ZM38 254H41L42 257H44V254H45V257L46 256H48V257H46V259L43 258L45 260L41 259V261H39L40 260V259H38L39 257L38 258L36 257V256H38ZM84 254H86V253H84ZM106 254H107V252H106ZM111 254H112V252H111ZM135 254H137V255H135ZM23 255H26V256H29V257L35 256L38 260L33 257L32 260L34 259V261H31L30 258H28L27 261H25L23 259ZM58 255H59L60 258L57 257ZM91 255H92V260H93L94 259L93 258V254L91 253ZM102 255H103V253H102ZM64 256L65 255H63L62 257L64 258ZM237 256H238V258H236ZM84 257H85V255H84ZM110 257H113V256H110ZM114 257H113V259H114ZM24 258H25V256H24ZM57 258L59 260H57ZM98 258H99V256H98ZM98 258H97V260H98ZM131 258H133V257H131ZM138 258H135L136 261L139 260ZM206 258H209V259L206 260ZM68 259H70V257ZM68 259H67V263L69 261ZM102 259L103 258H101L100 260L102 261ZM133 259H132V261H133ZM256 259H258V258H256ZM129 260H130V258H129ZM64 261H66V260H64ZM87 261L89 263H91V262L93 263V261H94V263H95V260L90 262L88 259H86V262ZM106 262H107V260H106ZM137 262H138V264H140L139 261H137ZM143 262H141V264ZM67 263L65 262V264H67ZM119 263L120 262H118L117 264H119ZM248 263H249V261H248ZM127 264H128V262H127ZM129 264H132L131 261H130ZM133 264H135V262Z\"/></svg>",
	"mask_w": 264,
	"mask_h": 264
}]
</instances>
